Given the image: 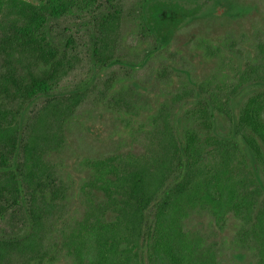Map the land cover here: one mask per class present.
Masks as SVG:
<instances>
[{"label": "trees", "instance_id": "trees-1", "mask_svg": "<svg viewBox=\"0 0 264 264\" xmlns=\"http://www.w3.org/2000/svg\"><path fill=\"white\" fill-rule=\"evenodd\" d=\"M63 263L264 264V0H0V264Z\"/></svg>", "mask_w": 264, "mask_h": 264}, {"label": "rangeland", "instance_id": "rangeland-1", "mask_svg": "<svg viewBox=\"0 0 264 264\" xmlns=\"http://www.w3.org/2000/svg\"><path fill=\"white\" fill-rule=\"evenodd\" d=\"M249 1H255V2H257V3L260 5V0H249ZM218 15L220 16V13H219ZM237 20H241V19H240V18H237ZM203 219H204V218H203ZM190 222L194 223V225L197 226V228L201 230V226H200V224H197L194 220H191ZM205 228H207V225H205ZM226 233H227V232L222 233V234L224 235V234H226ZM222 238H223V237H221V241H222ZM63 264H65V263H63Z\"/></svg>", "mask_w": 264, "mask_h": 264}]
</instances>
